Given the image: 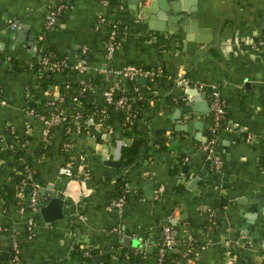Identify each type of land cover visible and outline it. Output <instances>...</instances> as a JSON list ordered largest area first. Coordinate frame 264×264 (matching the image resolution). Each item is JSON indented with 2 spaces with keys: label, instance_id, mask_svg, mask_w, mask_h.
Returning a JSON list of instances; mask_svg holds the SVG:
<instances>
[{
  "label": "crops",
  "instance_id": "0c3cea01",
  "mask_svg": "<svg viewBox=\"0 0 264 264\" xmlns=\"http://www.w3.org/2000/svg\"><path fill=\"white\" fill-rule=\"evenodd\" d=\"M135 1L0 0V264H12L14 241L19 246L15 264H117L118 244L131 253L122 264H157L153 246L167 223L173 235L191 236L202 247L193 264H259L264 258V0H179L190 11L180 12L178 25L163 23L165 31L149 29L136 18ZM59 5L55 24L47 28L48 15ZM112 25L120 44L108 57ZM12 26L22 30L17 39L9 35ZM42 42L55 46L69 67L54 74L51 83L41 81L43 71L35 65ZM79 62L82 70L76 68ZM127 63L160 73L141 77L145 82L138 79L140 97L132 102L145 138L140 160L121 165L120 154L115 166L117 130L123 146L132 137L120 112L105 104L103 91L115 82L129 85L108 74ZM179 77L189 81L187 101L175 85ZM66 82L70 87L86 82V100L64 98ZM214 88L228 122L244 130L218 131L213 147L218 167L199 145L211 125ZM193 91L207 100L206 112H181L194 103ZM87 106L101 108L93 113L96 118L83 119L88 131L63 136L59 126L46 140L49 152L35 155L45 139L32 110L67 111L73 119L75 110L87 114ZM188 126L189 131L178 129ZM70 160L79 176L67 184L60 168ZM207 160L206 176L190 186ZM23 166L32 168L29 173L39 184L34 209L27 206L30 182L23 192L18 187ZM120 178L125 180L122 195L116 190ZM66 186L71 196L64 195ZM159 186L164 190L158 196ZM78 191H83L80 198ZM61 196V218L46 223L38 209ZM121 197V206L114 205ZM123 237L129 246L122 244ZM77 244L91 249V255L74 259ZM108 253L111 262L105 260Z\"/></svg>",
  "mask_w": 264,
  "mask_h": 264
},
{
  "label": "built area",
  "instance_id": "2783aa9c",
  "mask_svg": "<svg viewBox=\"0 0 264 264\" xmlns=\"http://www.w3.org/2000/svg\"><path fill=\"white\" fill-rule=\"evenodd\" d=\"M62 1H67V0H62ZM99 1L102 4H106L107 0H95ZM63 5L57 6L55 9L51 10L50 14L48 15L46 27L49 28L55 24V21L61 12ZM104 19L101 18V21ZM12 26L11 28H13ZM106 51L108 57L112 56L115 52V50L119 47L120 40H119V31L116 28V26L112 25L110 26L109 30L107 31V40H106ZM42 62L46 64L48 62L47 57H44L42 59ZM60 64L65 66V62L61 61ZM60 64L55 63L52 65V68H58L60 67ZM76 68L79 70L83 69V63L79 62L76 65ZM160 71H155L151 69H144L141 66L133 65V64H127L124 65L121 68L118 69H113L108 72V74L113 75L114 77L117 78H122L124 79L128 84L132 82V89L131 86H127L126 88H123L119 86V83L115 82L111 87L103 91V98L105 101L106 105L114 107V109L118 110L119 112H124L126 115L127 120H131V118H135L136 113L131 112V101L130 99L133 98L132 92L134 91L135 95L137 97H140L139 94V88L137 81L141 77H152L155 75H158ZM136 80V83H135ZM81 92H86L88 88V84L86 82H81ZM175 85L177 88L180 89V91L183 92L182 97L184 101L188 100V92L190 85L189 81L185 77H179L175 81ZM210 109H211V121H212V130L215 131L218 127H221L222 129H225L227 131H230L232 129H237L239 132L243 133L244 130L243 128L238 124V123H229L228 120H224L223 123L221 122L222 117L225 115V105L221 99L220 93L217 89H213L211 92V99H210ZM31 114H33L35 117H38L42 124V135L45 140L48 139L51 129L55 126L61 125L66 121V115L64 111H59L57 113H53L49 116H44L42 114H38L36 111L32 110ZM80 118V114L76 113L73 116V120H78ZM105 118V116H104ZM103 118V119H104ZM77 132H80V126L78 125L75 129ZM216 139H212L208 141L207 143H204L200 146V148L208 153L209 158H211L213 165L215 167H218L219 165V160L217 157L214 156L213 154V147L212 145L215 143ZM68 143H64V146H67ZM74 161L70 160L68 161L64 166L60 168V173L69 178L68 183L70 184L74 178H77L79 175L73 172V167H74ZM30 182V189L28 192V200H27V206H29L31 209H34L37 204V199H38V190H39V184L34 180V176L32 173L26 174V176L22 179L20 183V190L21 192L24 191L25 187H27V184ZM82 182V181H81ZM83 184V182H82ZM68 189V191H67ZM163 187L159 186L156 190V194L159 196L163 192ZM83 191H78L77 192V198L82 196ZM64 195H70V188L66 186V189L64 191ZM123 202V197L119 198L117 201H115L113 204L116 206H121ZM24 210V206L20 207V211L22 212ZM28 226L31 227L34 225L33 219L29 218L28 219ZM173 228L171 225H165L163 227V239H162V244L160 245L158 249V259H157V264H162L163 257L169 250H173L174 248H177L174 239H173ZM186 242H187V249L184 252L183 256L186 258L185 259V264H193L194 261L199 257L200 251L202 247H199L194 239L190 237H186ZM194 243L196 245H194ZM13 255L14 258L12 259V264H15L16 261H18V254H19V246L16 241L13 242ZM189 253L192 255L190 256ZM259 264H263V257H259L258 260Z\"/></svg>",
  "mask_w": 264,
  "mask_h": 264
},
{
  "label": "trees",
  "instance_id": "16d2710c",
  "mask_svg": "<svg viewBox=\"0 0 264 264\" xmlns=\"http://www.w3.org/2000/svg\"><path fill=\"white\" fill-rule=\"evenodd\" d=\"M39 53L40 54L37 55L39 61L35 62V65H36V68L42 69V71H43V73L41 75V78H42L41 81L42 82L51 83V82H53V75L54 74H56L59 71H61L62 73H65L69 70V67H67L66 65L64 66V65L60 64L62 58H60L59 51L52 44L47 43V42H42L41 43V52H39ZM44 57H47V59H48V62L46 64H44L42 62V59ZM55 63L60 64V67L55 68V69L52 68V65ZM127 64H132V63H127ZM133 65H137V64H133ZM137 66H140V65H137ZM135 83H136V80H135ZM66 84H68V83L66 82L61 86V93H62L64 98L66 97V98L70 99L72 101V103H76L78 101L84 102L86 100L85 91L84 92L80 91L81 86H82L81 83L75 84L74 87H72V85L70 87L69 85H66ZM129 86H131V89H132V82L129 83ZM132 96H134V97L130 99V101H131V109L130 110L132 113H136L137 107H135L132 102H134L133 100L137 99L138 97H137V95H135L134 91L132 92ZM54 103H58V100L54 101ZM86 109L89 110V112L87 114L84 112H81L82 115L80 114L81 117L78 120H73L70 117V115L67 113V111H65L66 121L61 125L53 127L51 129V133L54 132V130L57 129V127H59V126H60L59 128H62V130H63V136H68L70 132L75 131V129L78 125L80 126V129H81L80 132H85L86 129L88 131L89 128L87 127V125L85 124L83 119H85L86 117H90L94 112H98V114H99V111L101 110V108H95V106L91 108L90 106H87ZM34 111H36L38 114H42L44 116H49L53 113L59 112L60 110L55 111V109H54L51 111L41 112L40 110H38V108L37 109L35 108ZM74 112L77 113L76 110ZM93 116H95V118H96L97 115L93 114ZM210 117H211V114H210ZM120 120H121V124L123 126V129L125 131H127L130 134V136L132 137V141L129 144L123 146L122 152H121V165L129 166V165L136 164L140 160V157L138 156L139 150L141 149V147H143V144L145 142V138H144L143 131H141V129L138 128V125L135 121L136 120L135 118H133V119L131 118V120H127L125 113L120 112ZM224 120H228L226 117V114L222 117L221 122L223 123ZM211 126H212V121H211L210 128L207 131V137L204 140V142L199 144L200 146L204 143H207L208 141H210L212 139H216L217 135H218V131L222 129L221 127H218L215 131H213ZM214 144L212 145V147H214ZM49 150H50V144H48L46 140L39 142L37 144V146L35 147V155L36 156H42L43 154H47L49 152ZM142 157L144 158L146 156L143 155ZM19 170H21V173H20L19 178H18V183H19L18 187L20 190V183H21L22 179L26 176V174H28L32 170V168L28 167V166H23V167H19ZM124 184H125V180L122 178H120L117 181L116 190L119 193L118 195L123 194ZM39 199H40V197L37 199L38 201H37L36 207L39 206V202H40ZM167 224L170 225L169 223H167ZM162 239H163L162 236L160 238H158V240L155 242V244L153 246V252L155 253L156 262L158 259V249H159L160 245L162 244ZM173 239H174V242H175L177 248L179 249V252H175L174 250L167 251V253L163 257L162 264H184L185 263L186 258L183 256V254L187 249L186 238H181V237L179 238L176 235H173ZM194 245H196V244L194 243ZM114 248L115 249L121 248V251L118 250V252H117L119 254L116 255L117 261H118L117 264H122L123 260L131 255V253H129V251L127 249L123 248L119 244L116 245ZM75 249H76V251H74L72 253V256L74 259H77L80 261L87 258L88 254L91 255V253H92L91 249L86 248L85 246H82L81 244L75 245ZM114 252H116V250ZM262 252H263L262 255L264 256V251H262ZM111 255H112V253H108L105 255V260L107 262H111V260H112ZM189 255L191 256L192 254L189 253ZM263 264H264V258H263Z\"/></svg>",
  "mask_w": 264,
  "mask_h": 264
},
{
  "label": "water",
  "instance_id": "95a60500",
  "mask_svg": "<svg viewBox=\"0 0 264 264\" xmlns=\"http://www.w3.org/2000/svg\"><path fill=\"white\" fill-rule=\"evenodd\" d=\"M135 7L134 10L136 12V18L141 19L145 24H147L149 29H156L158 31H165V26L163 23L169 21L172 24L178 25L179 21L183 17V13H180L182 10L190 11L189 8L185 7V3H179V0H136L134 2ZM153 16H155V20L159 23H153L154 20ZM150 20V21H149ZM185 25L189 24V20L186 18L183 20ZM189 30V29H188ZM203 33V31H200ZM22 33V30H18L17 28H11L9 31V35H12L13 38H16ZM198 41V40H197ZM140 81H146L145 78H141ZM189 93V92H188ZM190 95L193 96L194 103L193 104H185L182 106V113H190L191 111H200L206 112L208 110V103L207 100L202 101L200 99L199 94L197 91H193ZM177 116V114L175 115ZM190 126L186 127H179L178 129H183L189 131ZM119 140L116 142V149H115V159L116 162L111 163V165H119L118 159L121 154V148L123 146V142L121 141V128L117 130ZM211 163L210 160H207L204 164L201 171L194 177L191 181L190 186L193 184L198 183L202 178H204L207 174V169L209 164ZM63 196L61 197H52L46 204L42 205L38 210L42 215L43 220L46 223H51L52 221L61 218V207L63 204ZM254 206V205H253ZM252 206V207H253ZM257 234V231H254ZM137 241H133V245H136ZM122 244L125 246H129L130 242H128L127 237H123ZM148 251L151 250V247H148ZM177 251V248L173 249Z\"/></svg>",
  "mask_w": 264,
  "mask_h": 264
}]
</instances>
